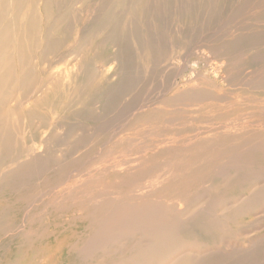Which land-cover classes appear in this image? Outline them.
Wrapping results in <instances>:
<instances>
[{
    "label": "rangeland",
    "instance_id": "rangeland-1",
    "mask_svg": "<svg viewBox=\"0 0 264 264\" xmlns=\"http://www.w3.org/2000/svg\"><path fill=\"white\" fill-rule=\"evenodd\" d=\"M0 1V264H264V0Z\"/></svg>",
    "mask_w": 264,
    "mask_h": 264
},
{
    "label": "bare ground",
    "instance_id": "bare-ground-1",
    "mask_svg": "<svg viewBox=\"0 0 264 264\" xmlns=\"http://www.w3.org/2000/svg\"><path fill=\"white\" fill-rule=\"evenodd\" d=\"M4 3H6V2H3V3H2V2L0 1V52L2 51L3 47L7 46V45L10 43V41L12 40V34H11V31H10V29L5 25V18H6V13H5V11L7 10V7H8V6H6ZM33 3H34V2H33ZM20 5H21L20 1H19V0H15V5H14L15 8H14V9H15V10H19ZM32 6H33V5H32ZM37 15H38V14H37ZM30 20H31V19H30ZM18 21L20 22V20H18ZM17 23H18V22H17ZM37 23H38V22H37ZM17 43H18V42H17ZM10 47H11V46H10ZM9 50H10V49H9ZM8 53H9V52H8ZM72 53H73V52H72ZM1 55H2V54H1ZM7 56H8V55H7ZM0 57H1V56H0ZM17 58H18V57H17ZM70 58H71V57H70ZM70 58H69V59H70ZM78 58H79V57H78ZM3 59H4V58H3ZM7 59H8V58H7ZM55 59H56V57H55ZM67 59H68V58H67ZM67 59H66V60H67ZM66 60H65V61H66ZM6 61H7V60H6ZM29 61H30V60H29ZM55 61H56V60H55ZM73 61H74V60H73ZM73 61H72V63H73ZM75 61H76V59H75ZM80 61H81V60H80ZM59 62H60V61H59ZM76 62H77V61H76ZM6 63H7V62H6ZM47 64H48V63H47ZM60 64H61V63H60ZM60 64L58 63L59 66H60ZM76 64H77V63H76ZM71 65H72V64H71ZM71 65H70V66H71ZM47 66H48V65H47ZM54 66H55V65H54ZM54 66H53V67H54ZM68 66H69V65H68ZM5 67L7 68V70H6L3 74L0 75V76L2 77V79H3V77H6V75H8V73H9V69H8L7 65H6ZM10 67H11V66H10ZM29 67H30V66H29ZM61 67H63V65H61ZM47 68H48V67H47ZM57 68H58V66H57ZM75 68H76V65H75ZM11 69H12V68H11ZM13 69H14V68H13ZM68 69H70V67H68ZM57 70H59V69H57ZM0 71H1V70H0ZM55 71H56V70H55ZM1 72H2V71H1ZM11 72H13V71H11ZM27 72H28V71H27ZM58 72H59V74H60V71H58ZM51 73H52V72H51ZM54 73L56 74V72H54ZM63 76H65V75H63ZM74 76H75V75H74ZM1 77H0V83L3 84V82H1ZM65 77H66V76H65ZM10 78H11V77H10ZM27 79H28V78H27ZM32 79H33V78H32ZM50 79H51V78H50ZM23 80H24V79H23ZM33 80H34V79H33ZM33 80H32V81H33ZM58 80H59V79H58ZM64 80H65V79H64ZM21 81H22V80H21ZM27 81H28V80H26V82H27ZM36 81H37V80H36ZM38 81H40V80H38ZM22 82H23V81H22ZM24 82H25V81H24ZM30 83H32V82H30ZM63 83H64V82H63ZM25 84H26V83H25ZM56 84H57V83H56ZM33 85H34V84H33ZM7 86H8V85H7ZM56 86H57V85H56ZM28 87L31 88V86H28ZM71 87H72V86H71ZM77 87H78V86H77ZM34 88H35V87H34ZM41 89H43V88H41ZM73 89H74V88H73ZM0 90H1V89H0ZM60 90H61V89H60ZM81 90H82V89H81ZM33 91H34V90H33ZM0 92H1V91H0ZM67 92H68V91H67ZM36 94H38V93H36ZM28 95H29V94H28ZM17 96H18V95H17ZM30 97H31V96H30ZM13 98H15V97L13 96ZM32 98H33V97H32ZM23 101H24V99H23ZM25 101H26V100H25ZM8 102H9V101H8ZM18 104H19V103H18ZM24 104H26V102H25ZM231 104H232V103H231ZM231 107H232V106H231ZM7 108H8V107H7ZM225 108H226V107H225ZM219 109H221V107H220ZM222 109H223V108H222ZM228 110H229V109H228ZM233 111H235V110L233 109ZM212 112H214V111H212ZM223 112H224V111H223ZM227 112H228V111H227ZM229 112H230V111H229ZM54 113H55V112H54ZM224 113H225V112H224ZM231 113H232V111H231ZM226 114H227V113H225V115H226ZM212 115H213V114H212ZM32 116H33V115H32ZM223 116H224V115H223ZM223 116H222V117H223ZM1 117H2V116H1ZM33 117H34V116H33ZM153 117H154V116H153ZM220 117H221V116L219 115V118H220ZM154 119H155V118H154ZM144 120H145V119H144ZM149 120H150V119H149ZM156 120H157V119H156ZM129 121H130V120H129ZM136 121H137V118H136V120L134 119V122H136ZM145 121H146V120H145ZM147 121H148V120H147ZM2 122H3V121H2ZM27 122H28V121H27ZM143 122H144V121H143ZM1 124H2V123H1ZM138 124H139V123H138ZM35 125H36V124H35ZM131 126H132V125H131ZM3 127L5 128V126H3ZM42 131H43V130H42ZM57 131H58V130H57ZM75 133H76V132H75ZM15 135H16V134H15ZM72 137H73V136H72ZM18 139H19V138H18ZM0 142H1L2 144H4V145H7V143H8L7 140H5L4 138H0ZM23 147H24V146H23ZM53 152H54V151H53ZM61 152H62V151H61ZM106 162H107V161H106ZM11 163H12V162H11ZM20 163H21V162H20ZM108 164H109V163H108ZM63 165H64V164H63ZM101 165H102V164H101ZM17 166H18V165H17ZM15 167H16V166H15ZM117 167H118V166H117ZM104 168H105V167H104ZM115 169L118 171L117 168H115ZM6 172H7V171H6ZM221 174H222V173H220V175H221ZM225 174H226V172H225ZM226 175H227V174H226ZM226 175H225V176H226ZM68 176H69V175H68ZM223 176H224V175H223ZM59 178H60V177H59ZM75 178H76V177H75ZM69 179H70V178H69ZM65 180H66V179H65ZM75 181H76V180H75ZM64 183H65V182H64ZM73 183H74V181H73ZM73 183H72V184H73ZM75 184H77V183H75ZM65 186H66V185H65ZM93 186H94V185H93ZM83 187H84V186H83ZM98 187H99V186H98ZM253 187H254V186H253ZM73 188H75V187L73 186ZM73 188H72V189H73ZM249 188H250V187H249ZM92 189H93V188H92ZM100 189H101V188H100ZM74 190H75V189H74ZM102 190H103V189H102ZM92 191L94 192V190H92ZM96 191H97V190H96ZM100 191H101V190H100ZM93 192H92V193H93ZM97 192H98V191H97ZM49 193H50V192H49ZM58 193H60V192H58ZM61 193H62V192H61ZM61 193H60V194H61ZM69 193H70V192H69ZM71 193H72V190H71ZM73 193H74V192H73ZM87 193H89V192H87ZM101 193H102V192H101ZM66 194H67V193H66ZM93 194H94V193H93ZM135 194H136V193H135ZM61 195H62V194H61ZM81 195H83V194H81ZM81 195H80V196H81ZM91 195H92V194H91ZM97 195H98V194H97ZM35 196H36V195H35ZM62 196H63V195H62ZM62 196H61V197H62ZM66 196H67V195H66ZM75 196H76V195H75ZM75 196H74V197H75ZM37 197H38V196H37ZM63 197H64V196H63ZM69 197H70V196H69ZM94 197H95V196H94ZM113 197H114V196H113ZM119 197H120V196H119ZM81 198H82V197H81ZM81 198H80V200H81ZM100 198H101V197H100ZM105 198H106V197H105ZM178 198H179V197H178ZM34 199H35V198H34ZM60 199H61V198H60ZM63 199H64V198H63ZM66 199H67V198H66ZM66 199H65V200H66ZM102 199H104V198L102 197ZM181 199H182V198H181ZM181 199H180V200H181ZM74 200H76V199H74ZM93 200H95L94 204L96 203V200L98 201L97 198H96V199L93 198ZM152 200H153V199H152ZM60 201H62V200H60ZM66 201H67V200H66ZM99 201H100V199H99ZM101 201H102V200H101ZM107 201H108V200H107ZM127 201H128V200H126V201H124V202H127ZM183 201H184V198H183ZM122 202H123V201H122ZM122 202H121V203H122ZM130 202H131V201H130ZM148 202H149V201H148ZM150 202H151V200H150ZM177 202L179 203L180 201H177ZM181 202H182V201H181ZM60 203H62V202H60ZM70 203H71V202H70ZM72 203H73V202H72ZM98 203H99V202H98ZM115 203H116V202H115ZM121 203L117 204V206L120 205ZM128 203H129V201H128ZM134 203H135V202H134ZM136 203H137V202H136ZM165 203H166V202H165ZM175 203H176V202H175ZM106 204H107V203H106ZM125 204H126V203H125ZM138 204H139V203H138ZM140 204H141V203H140ZM147 204H148V203H147ZM149 204L151 205V203H149ZM68 205H69V204H68ZM71 205H73V204H71ZM76 205H77V204H76ZM96 205H97V204H95V206H96ZM102 205H103V204H102ZM110 205H111V204H110ZM110 205H109V206H110ZM122 205L124 206V203H123ZM128 205H129V204H128ZM136 205H137V204H136ZM150 205H149V207H150ZM154 205H155V204H154ZM178 205H179V204H178ZM97 206H98V205H97ZM112 206H114V204H113ZM115 206H116V205H115ZM115 206H114V207H115ZM117 206H116V207H117ZM125 206H126V205H125ZM139 206H141V205H139ZM139 206H138V207H139ZM106 207H107V206H106ZM129 207H132V206L129 205ZM134 207H135V206H134ZM149 207H148V208H149ZM176 207H177V206H176ZM176 207H175V209H176ZM139 208H141V207H139ZM139 208H138V209H139ZM142 208H143V206H142ZM148 208H147V209H148ZM154 208H155V207H154ZM178 208H180V207H178ZM94 209H95V208H94ZM101 209H102V208H101ZM147 209H146V210H147ZM149 209H150V208H149ZM190 209H191V207H190ZM114 210H115V208H114ZM128 210H131V209L128 208ZM128 210H126V213H127ZM135 210H137V209H135ZM135 210H133V211L136 213ZM143 210H144V209H143ZM143 210H142V213H143ZM156 210H157V209H156ZM93 211H94V210H93ZM105 211H107V210H105ZM110 211H112V210H110ZM118 211L120 212V210H118ZM131 211H132V210H131ZM138 211H139V210H138ZM147 211H148V210H147ZM149 211H150V210H149ZM158 211H160V210H158ZM163 211H164V210H163ZM172 211H173V210H172ZM100 212H101V211H100ZM108 212H109V211H108ZM108 212H107V213H108ZM153 212H155L154 209H153ZM153 212H152V214H153ZM103 213H104V212H103ZM103 213H102V214H103ZM126 213H125V214H126ZM128 213H133V212H129V211H128ZM128 213H127V214H128ZM159 213H160V212H159ZM169 213H170V212H169ZM112 214H113V212H112ZM120 214H121V212H120ZM145 214H147V213H145ZM155 214H156V213H155ZM187 214H188V213H187ZM108 215H109V214H108ZM114 215H115V214H114ZM134 215H136V214H133V215L130 214V215H127V216H129V218H131V216L135 217ZM139 215H142V214L140 213ZM150 215H151V214H149L148 216H150ZM153 215H154V214H153ZM116 216H119V215H116ZM144 216H146V215H144ZM151 216H152V215H151ZM136 217H137V215H136ZM136 217H135V218H136ZM142 217H143V216H142ZM155 217H157V216H155ZM155 217H154V219H155ZM158 217H159V214H158ZM103 218H104V217H103ZM108 218H110V217L108 216ZM113 218H114V221L116 222V220H115L116 217L113 216ZM122 218H125V217H120V219H122ZM127 218H128V217H127ZM137 218H138V217H137ZM137 218H136V219H137ZM139 218H141V217H139ZM146 218H147V216H146L145 218H143V219L146 220ZM149 218H150V217H149ZM149 218H148V219H149ZM164 218H165V217H164ZM181 218H182V217H181ZM94 219H95V218H94ZM104 219H105V218H104ZM110 219H111V218H110ZM133 219H134V218H133ZM136 219H135V220H136ZM141 219H142V218H141ZM152 219H153V218H152ZM166 219H167V218H166ZM168 219H170V218H168ZM173 219H174V218H173ZM106 220H107V219H106ZM108 220H109V219H108ZM111 220H112V219H111ZM131 220H132V219H130V221H131ZM139 220H140V219H139ZM155 220H156V219H155ZM101 221H102V219H101ZM114 221H113L112 223H111V221H109V222H110L111 224H113V226H114V223H115ZM119 221H120V220H119ZM132 221H133V220H132ZM132 221H131V222H132ZM137 221H138V220H137ZM147 221H148V220H147ZM150 221H151V220H150ZM153 221H154V220H153ZM153 221H151V222H153ZM157 221H159V220H157ZM164 221H166V220L164 219ZM175 221H177V220H175ZM175 221H174V222H175ZM180 221H181V220H180ZM98 222H99V224H100V221H98ZM104 222H105V221H104ZM120 222H121V221H120ZM120 222H119V223H120ZM135 222H136V221H135ZM144 222H146V221H144ZM148 222H149V221H148ZM169 222L172 223L173 221H169ZM182 222H183V221H182ZM96 223H97V222H96ZM107 223H108V222H106V225H108ZM110 223H109V224H110ZM123 223L125 224V223H127V222H125V220H124ZM123 223H121L120 225H121L122 227H123V226L126 227V225H123ZM136 223H138V222H136ZM139 223H140V222H139ZM141 223H142V222H141ZM149 223H150V222H149ZM154 223L158 224V222H154ZM162 223H163V222H162ZM165 223H167V222H165ZM177 223H179V222H177ZM99 224H97L96 227L99 228V226H98ZM101 224H102V223H101ZM103 224H105V223H103ZM103 224H102L101 227H103ZM111 224H110V225H111ZM115 224H116V223H115ZM117 224H118V222H117ZM134 224H135V223H134ZM150 224H152V223H150ZM150 224H149V225H150ZM106 225H104V226H106ZM110 225H109V226H110ZM128 225H131V223L129 224V222H128ZM132 225H133V224H132ZM135 225H138V224H135ZM139 225H140V224H139ZM139 225H138V227L141 226V225H140V226H139ZM143 225H144V224H143ZM146 225H148V224L146 223ZM149 225H148V226H149ZM154 225H155V224H154ZM162 225H163V224H162ZM173 225H174V224H173ZM177 225H178V224H177ZM94 226H95V225H94ZM109 226H108V227H109ZM116 226H117V225H116ZM144 226H145V225H144ZM144 226H141V227H144ZM150 226L153 227L152 225H150ZM169 226H170V225H169ZM117 227H120V226H117ZM129 227H130V226H129ZM131 227H132V226H131ZM156 227H157V225H156ZM165 227H166V226H165ZM170 227H171V226H170ZM106 228H107V227H105V229H106ZM112 228H114V227H112ZM112 228H111V230H112ZM123 228H124V227H123ZM149 228H150V227H149ZM153 228H154V227H153ZM153 228H150V229L152 230ZM159 228H160V227H159ZM159 228L157 227L156 229H153V230H154L153 233H156V234H157V232H155V230H158ZM168 228H169V227H168ZM168 228H167V229H168ZM174 228H175V227H174ZM105 229H104V230H105ZM107 229H108V228H107ZM114 229H115V228H114ZM137 229H138V228H137ZM142 229L146 230V227H144V228H142ZM176 229H177V228H176ZM104 230H103V231H104ZM116 230H119V229L116 228ZM160 230H161V229H160ZM164 230H165V229H164ZM164 230H162V231H164ZM170 230H172V229H170ZM91 231H92V230H91ZM96 231H97V230H96ZM100 231H102V228L100 229ZM113 231H114V230H113ZM113 231H112V232H113ZM137 231H138V230H137ZM137 231H136V232H137ZM142 231H143V230H142ZM142 231H141V232H142ZM149 231H150V230H149ZM158 231H159V230H158ZM94 232H95V231H94ZM97 232H98V234L100 233L99 230H98ZM104 232H105V231H104ZM107 232H111V231H106L105 233H107ZM146 232H148V231L146 230ZM146 232H144V233H146ZM167 232H168V230H167ZM126 233H129V232H126ZM134 233H135V232H134ZM134 233H133V234H134ZM153 233L151 234L152 236H153ZM159 233H161V232H159ZM170 233H171V232H170ZM100 234H101V233H100ZM124 234H125V232H124ZM142 234H143V232H142ZM161 234H162V233H161ZM174 234H175V233H174ZM107 235H108V234H106V236H107ZM109 235H110V234H109ZM112 235H114V234L112 233L110 237H112ZM122 235H123V234H122ZM148 235H149V234H148ZM151 235H150V236H151ZM157 235H158V234H157ZM162 235H163V234H162ZM94 236H95V233H94ZM104 236H105V235H104ZM104 236H103V237H104ZM119 236H120V235H119ZM146 236H147V234H146ZM90 237H91V236H89V238H90ZM114 237H115V236H114ZM166 237H167V236H166ZM173 237H174V236H173ZM173 237H172V238H173ZM97 238H98V237H97ZM100 238H102V235H101ZM112 238H113V237H112ZM117 238H118V236H117ZM146 238H147V237H146ZM161 238H162V237H161ZM161 238H159V239H161ZM169 238H170V237H169ZM85 239H86V238H85ZM87 239H88V238H87ZM87 239H86V240H87ZM139 239H140V237L138 238L137 241H139ZM147 239H148V238H147ZM150 239H151V237H150ZM154 239H155V238H154ZM156 239H157V238H156ZM89 240H91V239H89ZM89 240H88V241H89ZM94 240H95V239H94ZM99 240H100V239H99ZM99 240H98V241H99ZM101 240H102V239H101ZM166 240H167V239H166ZM88 241H84L83 243L86 242V243L88 244ZM96 241H97V239H96ZM98 241H97V242H98ZM107 241H108V240H107ZM150 241H151V240H150ZM155 241H159V240H155ZM163 241H164V240H163ZM143 242H144V239L142 240L141 243H142V244H146V243H143ZM148 242H149V241H148ZM152 242H153V241H152ZM90 243H91V241H90ZM93 243H94V242H93ZM103 243H105V242H103ZM107 243L110 244V241L107 242ZM155 243H157V242H155ZM155 243H154V244H155ZM161 243H163V242H161ZM165 243H167V241H166ZM165 243H163V244H165ZM81 244H82V243H81ZM87 244H86V246H87ZM91 244H92V243H91ZM97 244H99V242H98ZM97 244H95V246L98 247ZM100 244H102V243H100ZM108 244H107V245H108ZM136 244H139V243H136ZM152 244H153V243H152ZM158 244H159V242H158ZM158 244H157V246H158V248H159V245H158ZM82 245H83V244H82ZM82 245L80 246V248L82 247ZM139 245H140V244H139ZM155 245H156V244H155ZM95 246H94V248H95ZM100 246H101V245H100ZM144 246H145V245H144ZM163 246H164V245H163ZM163 246H162V248L165 247V246H164V247H163ZM83 247H84V246H83ZM83 247H82V248H83ZM90 247H91V246H90ZM103 247H104V246H103ZM150 247H152L151 244H150V246L147 247V248H146V247H145V248L143 247V249H141V251H142V250H147V251H148V250H149L148 248H150ZM153 247H154V246H153ZM99 248H100V247L96 248V250L99 249ZM160 248H161V246H160ZM162 248H161V249H162ZM78 249H79V247H78ZM87 249H88V248H87ZM87 249H86V250H87ZM92 249H93V248H92ZM161 249H160V250H161ZM79 250H81V249H79ZM79 250H78V252H79ZM84 250H85V249H83V251H84ZM86 250H85V251H86ZM136 250H137V249H136ZM136 250H135V251H136ZM138 250H140V248H138ZM138 250L136 251V253H138ZM150 250H151V249H150ZM155 250L157 251V250H159V249H157V247L155 246ZM81 251H82V250H81ZM83 251H82V252H83ZM87 252H88V251H87ZM95 252H96V251H95ZM95 252L93 251V253H95ZM144 252H145V251H144ZM186 252L189 253L188 250H187ZM93 253H92V254H93ZM151 253H152V252H150V254H151ZM154 253H155V252H154ZM154 253H153V254H154ZM158 253L161 254L160 251H159ZM153 254H152V255H153ZM155 254L157 255V252H156ZM80 255H81V254H80ZM83 255H85V254L83 253ZM89 255H90V254H89ZM131 255H132V254H131ZM137 255H138V254H137ZM144 255H145V254L142 253V256H144ZM92 256H93V255H92ZM133 256H134V257H132V259H135L136 254L134 253ZM140 256H141V253H140ZM142 256H141V257H142ZM146 256H147V255H146ZM179 256H180V254H179ZM128 257H129V256H128ZM153 257H154V256H153ZM153 257H151V258H153ZM182 257H183V255H182ZM86 258H87V257H86ZM91 258H92V257H91ZM130 258H131V257H130ZM142 258H144V257H142ZM142 258H140V259L142 260ZM147 258H148V257H147ZM154 258H155V257H154ZM160 258H161V257H160ZM89 259H90V258H89ZM125 259H126V258H125ZM128 259H129V258H128ZM137 259H138V257H137ZM183 259H184V258H183ZM122 260H124V258H123ZM122 260H121V261H122ZM126 260H127V259H126ZM129 260H130V259H129ZM144 260H145V259H144ZM154 260H155V259H154ZM154 260H152V261H154ZM175 260H176V259H175ZM82 261H84V260H82ZM124 261H125V260H124ZM132 261H133V260H131L130 263H132ZM134 261H135V260H134ZM160 261H161V260H160ZM176 261H177V260H176ZM185 261H186V260H185ZM118 262H119V261H118ZM125 262H127V261H125ZM135 262H136V261H135ZM135 262H134V263H135ZM138 262H139V261H138ZM142 262H144V261H142ZM142 262H140V263H142ZM128 263H129V261H128ZM144 263H145V262H144ZM152 263H153V262H152ZM170 263H171V262H170ZM115 264H117V263H115ZM119 264H120V263H119ZM123 264H124V263H123ZM125 264H127V263H125ZM147 264H148V263H147Z\"/></svg>",
    "mask_w": 264,
    "mask_h": 264
}]
</instances>
